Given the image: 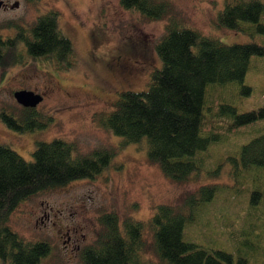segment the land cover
Returning a JSON list of instances; mask_svg holds the SVG:
<instances>
[{"label": "trees", "instance_id": "16d2710c", "mask_svg": "<svg viewBox=\"0 0 264 264\" xmlns=\"http://www.w3.org/2000/svg\"><path fill=\"white\" fill-rule=\"evenodd\" d=\"M120 2L147 19L166 18L164 32L155 45L161 65L151 71L145 89L120 90L113 107L100 112L97 119L121 136V145L145 138L147 158L173 181L186 182L211 158L210 144L220 143L223 135L237 133L242 126L264 121V105L239 111L231 99L220 95L214 101L205 100L208 84L241 81L252 56H264V44L223 43L202 34L184 25L169 0ZM57 20L58 12L50 10L38 15L29 26L16 24L12 35H0V67L25 63L28 56L43 57L60 69L69 67L73 45L59 29ZM214 23L241 31L264 32V0H224ZM250 89L249 85H241V91ZM0 117L9 127L21 131L46 124L34 107L22 106L18 113L2 109ZM75 149L73 142L58 137L39 140L33 157L26 159L0 143L2 264H38L51 248L47 240L25 239L10 228L6 220L14 207L37 192L72 179L93 177L115 153L107 148H95L88 153H74ZM223 159L230 163L228 170L237 184H243L247 174L253 176L254 184L246 191L250 200L257 203L256 212H243L246 219L254 221L239 231L227 230L228 238L250 259L252 251L263 253L260 246L264 243V131L236 143L233 150L224 152ZM222 167L220 161L207 168V172L211 177ZM222 188L216 181L202 183L186 193L179 205L159 203L146 219L130 215L120 218L115 211L103 212L93 243L80 251L82 264H233L230 251L211 250L183 236L193 208L211 200ZM242 190L238 187L236 191ZM243 229L247 230L244 235ZM146 232L152 237V256L146 255ZM260 238L262 242L257 241Z\"/></svg>", "mask_w": 264, "mask_h": 264}, {"label": "rangeland", "instance_id": "374dc122", "mask_svg": "<svg viewBox=\"0 0 264 264\" xmlns=\"http://www.w3.org/2000/svg\"><path fill=\"white\" fill-rule=\"evenodd\" d=\"M15 1L17 5L0 8V35H12L16 24L29 26L38 15L54 10L58 12L59 29L72 42L74 56L71 65L64 69L43 57L30 56L25 63L0 67V111L20 112L22 105L15 100L14 91L32 89L42 96L34 108L46 121L42 128L21 131L9 127L0 117V143L26 159L33 157L37 141L55 137L73 142L74 153H88L95 148L115 151L107 166L93 177L72 179L37 192L10 211L6 223L11 229L25 239L50 243V251L38 264H82L80 251L93 243L103 212L115 211L120 218L130 215L146 219L159 203L179 205L186 193L208 181H216L223 188L211 200L193 208L184 225V239L211 250L230 251L233 264H264V243L260 246L263 253L252 251L247 259V253L228 238L227 230L236 232L250 227L254 220L246 219L243 210L253 214L257 203L250 200L246 191L254 184L252 173L247 174L243 184H237L228 170L230 163L223 159L224 152L233 150L236 143L264 131V121L223 135L220 143L210 144L211 158L204 167L186 182L173 181L147 158L145 138L121 145V136L97 119L100 112L113 107L120 90L147 87L151 71L161 65L155 45L164 32L166 18L147 19L136 9L124 7L120 0L10 3ZM169 1L184 25L202 34L223 43L264 44V32L241 31L214 23L224 0ZM242 84L249 85L250 91H241ZM218 95L231 99L239 111L264 105V56H252L241 81L208 84L205 100L214 101ZM220 161L223 167L210 177L207 168ZM238 187L242 192L236 191ZM244 229L243 235L247 231ZM145 236L146 255L152 256L151 234L146 232ZM257 241L262 242L261 238Z\"/></svg>", "mask_w": 264, "mask_h": 264}, {"label": "water", "instance_id": "95a60500", "mask_svg": "<svg viewBox=\"0 0 264 264\" xmlns=\"http://www.w3.org/2000/svg\"><path fill=\"white\" fill-rule=\"evenodd\" d=\"M17 4L18 2L15 1L14 5ZM13 95L19 104L26 107H35L42 100V96L32 89H18L14 91Z\"/></svg>", "mask_w": 264, "mask_h": 264}, {"label": "flooded vegetation", "instance_id": "af4514ba", "mask_svg": "<svg viewBox=\"0 0 264 264\" xmlns=\"http://www.w3.org/2000/svg\"><path fill=\"white\" fill-rule=\"evenodd\" d=\"M13 5H14V2L10 3V0H0V8H7L9 6L12 7ZM69 237H70V235L67 234V238H69ZM77 247H78V245H77Z\"/></svg>", "mask_w": 264, "mask_h": 264}]
</instances>
